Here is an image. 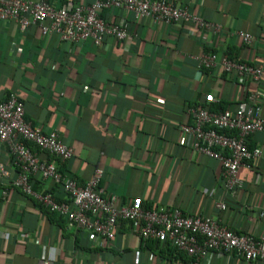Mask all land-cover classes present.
Returning <instances> with one entry per match:
<instances>
[{
    "label": "crops",
    "instance_id": "0c3cea01",
    "mask_svg": "<svg viewBox=\"0 0 264 264\" xmlns=\"http://www.w3.org/2000/svg\"><path fill=\"white\" fill-rule=\"evenodd\" d=\"M48 1L74 7L96 0ZM171 1L220 26V32L192 21L135 20L131 13L109 9L103 17L125 16L129 37H107L96 45L64 41L56 32L43 35L37 24L22 29L15 19H0V100L15 94L27 121L59 131L74 155L49 161L81 186L102 170L105 197L116 196L119 207L141 197L146 208L176 206L187 214L219 217L238 233L262 235L264 161L241 168L243 187L230 194L220 162L182 145L181 126L194 124L192 107L234 108L246 97L240 80L220 61L227 55L264 65V0ZM239 30L253 34L254 41L245 44ZM205 53H215L218 64L201 67L196 56ZM248 140L251 147H264V132ZM1 163L10 174L0 172V264H136L137 251L138 264H264L232 254L171 258V251L142 238L128 221L118 224L114 239H94L14 185L17 166L2 141ZM35 178L36 192L70 199L62 184ZM221 202L225 209L218 207Z\"/></svg>",
    "mask_w": 264,
    "mask_h": 264
},
{
    "label": "built area",
    "instance_id": "2783aa9c",
    "mask_svg": "<svg viewBox=\"0 0 264 264\" xmlns=\"http://www.w3.org/2000/svg\"><path fill=\"white\" fill-rule=\"evenodd\" d=\"M109 9L131 13L135 20L151 18L165 25L192 21L216 33L221 30L220 26L193 15L171 0H96L74 7L54 6L48 0H0V19H15L22 29L37 24L43 35L56 32L64 41H92L101 45L107 37L116 41L129 37L125 16L115 20L103 17L101 12ZM236 34L247 45L254 41L249 32L239 30ZM196 59L201 67L218 64L215 53H205ZM220 64L225 72L235 74L240 80L247 90L246 97L236 107L220 111L190 108L194 124L181 126V142L218 160L222 166L223 186L227 192L235 194L243 187L239 170L252 169L257 161H264V147H251L248 140L253 134L264 132V65L231 59L227 55L221 58ZM0 141L7 145L17 166L14 185L25 194L35 196L52 212L66 216L69 227L86 230L94 239H114L118 224L128 221L135 225V231L142 238L168 240L190 256L232 254L246 261L264 263V234L238 233L222 224L219 217L187 214L176 206L146 208L141 197L134 198L130 205L119 207L116 196L105 197L100 169L84 186L64 176L56 162L42 158L27 142L62 162L73 157L74 149L64 143L59 131L46 132L27 121L24 104L15 94L0 100ZM0 172L4 176L10 174L3 163ZM36 176L62 184L71 201H58L51 192H36L32 184ZM218 207L225 209L227 205L221 202ZM139 260L140 252L137 251L136 264Z\"/></svg>",
    "mask_w": 264,
    "mask_h": 264
},
{
    "label": "trees",
    "instance_id": "16d2710c",
    "mask_svg": "<svg viewBox=\"0 0 264 264\" xmlns=\"http://www.w3.org/2000/svg\"><path fill=\"white\" fill-rule=\"evenodd\" d=\"M203 107H207L209 108V110H214V111H220V110H224L226 109V106L224 104H214V103H209V104H205L203 105ZM27 144L34 149V145L32 143L27 142ZM41 155L44 156L45 154V159L46 160H51L54 159L55 156L50 154L49 152L46 151H38ZM42 157V156H41ZM43 158V157H42ZM58 161L60 162V160L58 159ZM62 162V161H61ZM39 181L38 178L33 177L32 178V183H33V188H35L34 185V181ZM35 190V189H34ZM58 201H63L64 199L62 197L57 198ZM68 201H71L70 199H68ZM52 212V211H51ZM55 213V212H53ZM149 241H151V243H155V245L160 248L161 250L167 249V251H171V258H179L181 260L187 261L188 260V254L184 251L179 250L177 247H175L170 241L166 240V241H160V240H155V239H147ZM169 258V256H167ZM193 257V256H192Z\"/></svg>",
    "mask_w": 264,
    "mask_h": 264
}]
</instances>
